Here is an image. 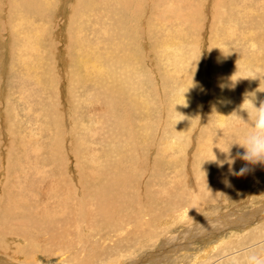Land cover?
<instances>
[{
    "label": "rangeland",
    "instance_id": "1",
    "mask_svg": "<svg viewBox=\"0 0 264 264\" xmlns=\"http://www.w3.org/2000/svg\"><path fill=\"white\" fill-rule=\"evenodd\" d=\"M94 2L0 0V264L264 256V164L232 143L264 102V0H136L146 49Z\"/></svg>",
    "mask_w": 264,
    "mask_h": 264
},
{
    "label": "bare ground",
    "instance_id": "2",
    "mask_svg": "<svg viewBox=\"0 0 264 264\" xmlns=\"http://www.w3.org/2000/svg\"><path fill=\"white\" fill-rule=\"evenodd\" d=\"M44 0H33V3H34V7H35V11H36V13H38L41 9H42V2H43ZM84 1H88V0H80V1H78L77 0V4H78V6H81V3L82 2H84ZM90 2H91V4H92V1H94V0H89ZM96 2H94V3H97V5H92V7L93 8H91L92 9V11L94 12V15L96 14L97 15V17L98 16H100L101 14H104V16H109L107 19H111V20H113L112 21V24L115 26V27H118V25H120V24H122V25H124V26H126L127 25V23L125 22V20L126 21H128V22H130V21H132V20H134V24H135V27H131L132 28V30L134 31V33H135V36L136 37H138L139 36V31H140V29L144 26V24H145V22H146V25H149V20H147L146 19V17L144 16L145 14L143 13V11L141 12L140 10H139V7H140V5H141V3H138L137 4V6L136 7H132V6H134L135 5V2H136V0H95ZM139 1H142V0H139ZM170 1V0H169ZM89 3V2H88ZM159 3V6H160V1L158 2ZM90 4V3H89ZM221 4H220V2H213V5L211 6V12L213 13L214 12V10H216L217 8H218V6H220ZM20 6H23V4H21ZM162 6V5H161ZM210 9V8H209ZM180 12V11H179ZM2 13V12H1ZM24 14H26V15H29V14H27V13H24ZM24 14H21V15H24ZM173 15H179V13L178 12H175ZM149 16V15H148ZM171 17V16H170ZM95 18V17H94ZM173 18V17H172ZM177 18V17H176ZM175 17H174V19H176ZM180 17L178 16V18H177V20L179 19ZM182 18V17H181ZM181 21V20H180ZM211 21H212V18H211ZM173 22H174V20H173ZM174 23H176V22H174ZM165 23H163V22H161V25H164ZM174 25H176V24H174ZM193 25H191V27H192ZM147 27V26H146ZM140 28V29H139ZM139 29V30H138ZM211 30L213 29L212 27L210 28ZM128 31H129V29H128V27H126L124 30L122 29H120V30H118V33H120V34H118L119 36H124L125 38H127V35L125 34V33H128ZM106 35H107V33H105ZM102 35V34H101ZM126 35V36H125ZM148 35H150V32H148L147 30H145L144 32H142L141 34H140V36H139V38H141V39H143V38H145V41H142L144 44V48L146 49L147 47H148V45L149 44H151V43H146L147 42V38H149V36ZM116 36V35H115ZM114 37V36H113ZM120 37H118V36H116V38H114L115 40L117 39H119ZM108 40H110V39H108ZM124 40V39H123ZM127 40H128V38H127ZM170 41H171V39H169ZM78 42V41H77ZM125 42H127L126 40H125ZM114 44V43H113ZM68 45V44H67ZM125 45V44H124ZM128 45V44H127ZM147 45V46H146ZM168 45V44H167ZM166 45V46H167ZM69 46V45H68ZM67 46V47H68ZM79 46V45H78ZM88 46V45H87ZM126 46V45H125ZM150 46V45H149ZM77 49H78V51H80V53H83V54H80L81 55V57H79V61H78V63H79V65L80 66H87L88 67V65H89V63L91 62V60H92V58H91V53H88V51L89 50H87V52H81V50H80V48H78V47H76ZM89 48V47H88ZM87 48V49H88ZM130 49V48H129ZM124 50V49H123ZM117 54V53H116ZM125 56H123L121 59H120V61H122L123 60V58H124ZM99 61V60H98ZM103 61V60H102ZM112 61H116L117 63L115 64L116 66H113L112 68H110V66H112L111 65V63H112ZM104 64V65H103ZM103 64H99L100 66H99V68L98 69H103L102 67L103 66H106L107 68H105V69H103V70H98L97 69V71H99V72H101V75H102V79H107V80H111V81H115V82H119L120 80H121V69L123 68V66H125V65H119V57L118 58H115V56L113 57V56H107V57H105V59H104V62H103ZM252 68V67H251ZM116 70V71H115ZM116 73V74H115ZM111 75H117L118 76V78L116 79V78H108L109 76H111ZM120 75V76H119ZM220 78V77H219ZM221 79V78H220ZM220 79H219V81H220ZM221 88V87H220ZM222 171V170H221ZM224 173V172H223ZM221 181V180H220ZM103 209H105V208H103ZM178 209V208H177ZM105 210H107V209H105ZM104 210V211H105ZM106 213H107V211H105ZM103 214V215H107V214ZM77 214H78V212H77ZM99 214H100V212H99ZM102 214H100V215H98V216H100L101 217V220H99V222H101L102 221V216H101ZM83 216V215H82ZM109 216V215H108ZM105 217V216H104ZM33 218V217H32ZM106 218V217H105ZM97 219V218H96ZM98 219H99V217H98ZM104 219V218H103ZM28 220V219H27ZM34 220V219H33ZM65 220V219H64ZM86 220V219H85ZM92 220V219H91ZM91 220H89V221H91ZM94 221H97V223H98V220H94ZM85 222V221H84ZM87 222H88V220H87ZM92 222H93V220H92ZM96 223V222H95ZM218 223V222H217ZM105 224V223H104ZM107 224V223H106ZM102 225V224H101ZM247 225V224H246ZM90 226H91V224H90ZM100 226V225H99ZM103 228V227H102ZM120 228V227H119ZM98 235H99V233H97ZM108 234V233H107ZM85 245V244H84ZM91 246V245H90ZM68 248V247H67ZM97 248V250L98 251H100V252H103V250H104V248L102 247V248H99V247H96ZM66 249V248H65ZM108 249V248H107ZM75 250V249H74ZM180 250V249H179ZM264 249H260V251H263ZM21 252H23V251H25L24 249H21L20 250ZM3 252H5L4 250H3ZM8 252V251H7ZM25 252H27V250L25 251ZM36 252H38V251H36ZM35 252V253H36ZM40 252H42V251H40ZM39 252V253H40ZM89 252V250H87V248L86 247H83V248H81L80 250H76L75 251V253H76V256H75V258H74V260H76V262H77V264H95V262H94V260H92V261H90V259H89V256L87 257L85 254L86 253H88ZM203 252H205V250L203 251ZM66 253V252H65ZM85 255H83V254ZM24 254V253H23ZM90 254V253H89ZM15 255V253L14 254H12V257H15L14 256ZM36 255V254H35ZM247 255V254H246ZM39 255H36L35 256V259L36 258H39L38 257ZM248 256V255H247ZM246 256V257H247ZM20 257H21V255H18L17 256V259H20ZM49 257V256H48ZM81 257V258H80ZM263 258H264V256H262ZM93 258V257H92ZM91 258V259H92ZM14 259V258H13ZM96 260V259H95ZM98 261V260H97ZM244 261V260H243ZM238 262V258H235V260L233 261V263H237ZM115 262H109L108 264H114ZM71 264H73V263H71Z\"/></svg>",
    "mask_w": 264,
    "mask_h": 264
},
{
    "label": "clouds",
    "instance_id": "3",
    "mask_svg": "<svg viewBox=\"0 0 264 264\" xmlns=\"http://www.w3.org/2000/svg\"><path fill=\"white\" fill-rule=\"evenodd\" d=\"M258 90L264 91L260 89ZM243 110L247 113L249 127L241 140L233 141L232 143L238 144L245 150L241 157L243 160L251 164H264V102H261L259 106H256L255 97L253 95L248 98V106ZM231 144H229V146ZM246 171L247 168H241L239 173L235 174L242 175ZM245 264H264V258L252 253L246 257Z\"/></svg>",
    "mask_w": 264,
    "mask_h": 264
}]
</instances>
